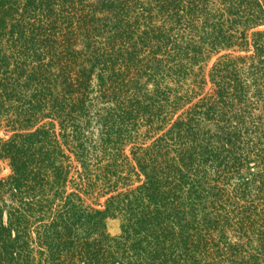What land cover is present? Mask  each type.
<instances>
[{
  "label": "trees",
  "instance_id": "obj_1",
  "mask_svg": "<svg viewBox=\"0 0 264 264\" xmlns=\"http://www.w3.org/2000/svg\"><path fill=\"white\" fill-rule=\"evenodd\" d=\"M0 130V264H264V0H0Z\"/></svg>",
  "mask_w": 264,
  "mask_h": 264
},
{
  "label": "rangeland",
  "instance_id": "obj_2",
  "mask_svg": "<svg viewBox=\"0 0 264 264\" xmlns=\"http://www.w3.org/2000/svg\"><path fill=\"white\" fill-rule=\"evenodd\" d=\"M214 59V58H213ZM210 60V62L207 64L206 68H205V71L208 70V68L210 67L211 65V62L213 61ZM3 136V131L0 130V137ZM126 153H129L128 151V147H126L125 149ZM1 167H2V170H1V176L4 177V176H7L9 174V168L6 164H1ZM119 226H120V222L118 219H107L106 221V227H107V231L109 232L110 235H116L119 233Z\"/></svg>",
  "mask_w": 264,
  "mask_h": 264
}]
</instances>
